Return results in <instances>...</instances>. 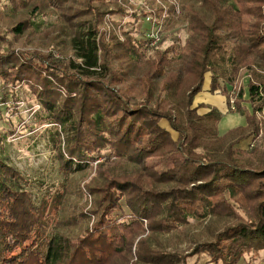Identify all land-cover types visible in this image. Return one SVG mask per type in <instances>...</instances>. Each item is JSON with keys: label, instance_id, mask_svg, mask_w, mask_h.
I'll use <instances>...</instances> for the list:
<instances>
[{"label": "trees", "instance_id": "obj_1", "mask_svg": "<svg viewBox=\"0 0 264 264\" xmlns=\"http://www.w3.org/2000/svg\"><path fill=\"white\" fill-rule=\"evenodd\" d=\"M119 1L3 0L0 6V24L14 20V36L34 29L39 17L56 18L48 40L71 51L63 59L0 53L1 91L15 97L14 87L27 86L37 99L42 110L34 113L35 124L50 125L63 177L49 190L38 178H24L10 163L7 134H0V264H187L200 256L209 264H239L258 255L264 251V137L250 153L240 142L258 131L255 114L264 113V0H178L176 17L187 25V39L147 58L148 29L138 25L145 37L134 36L135 14L128 30L118 29L122 41L99 29L107 17L128 15ZM174 13L166 18L157 10V21L167 25ZM242 71L249 81L237 95ZM207 80L211 93L234 100L244 127L221 136L223 115L193 106ZM202 108L209 111L201 114ZM154 159L170 169L152 175ZM83 165H96L101 181L86 186L94 198L90 226L86 213L67 207L69 175ZM124 165L135 168L133 177ZM237 197L246 218L189 255L165 254L150 238L132 254L144 223L150 237L169 235L192 220L235 212L230 201Z\"/></svg>", "mask_w": 264, "mask_h": 264}, {"label": "rangeland", "instance_id": "obj_2", "mask_svg": "<svg viewBox=\"0 0 264 264\" xmlns=\"http://www.w3.org/2000/svg\"><path fill=\"white\" fill-rule=\"evenodd\" d=\"M2 3L3 0H0V6ZM117 7L123 8L128 17L124 15L123 17H115L113 20L107 17L108 19L102 22L99 29L105 34L116 32L120 41H122L123 37L119 35L118 29L128 30L132 26L129 23L135 22L133 14L138 17V23L134 27V31L136 32L134 36L137 39H142L145 37V34L138 29V25L139 27L141 26L140 29L149 30V25L142 22L148 14H153L157 18L156 11L160 10L161 15L167 18V11L174 8L175 13L171 17V20H168V24H161L163 34L160 43L155 47H150L148 44L146 58L156 48L164 50L171 46L177 38L183 44L188 37L186 32L187 25L181 18L179 21L177 20L178 17H176V11L181 14L180 2L178 0H120ZM56 20V18L39 17L34 21L35 28L25 31L22 36H14L9 31V28L15 22L14 20H4L0 24V53L6 50L16 54L39 53L47 55L51 53L58 59L68 58L71 54L70 49L62 50V47L55 48L48 40V35L52 33L51 27L54 26ZM138 30L141 33H138ZM248 81L249 76L246 72H239L235 83V93L237 95L239 92H244ZM13 89L16 92L15 97L10 94H4V91H1L0 85V134H7L5 140L10 163L24 178H38L44 183V187L49 190L51 186H57L63 180L61 173L58 171L55 137L50 131V125L38 126L35 124L34 113L40 112L42 106L34 98L28 87L17 86ZM244 95L243 93L241 97L245 100ZM231 101L234 104V100ZM243 104L245 105L246 103L242 102V108H246ZM246 109H248V106ZM230 113L235 112L232 111ZM255 115L258 122V131L251 134L247 140L240 142V148L245 153L253 152L255 146H259L261 139L264 137V113H256ZM161 124L164 125L166 123L162 122ZM171 133L174 139H176L177 135L173 132ZM262 150H264V147L261 148ZM149 168L152 175H158L167 172L170 169V165L163 160L154 159L149 161ZM123 172L127 176L133 177L135 175V168L130 165H124ZM69 178H71V181L67 207L72 211L86 213L89 218L86 223L90 226L94 221V216L91 213L94 207V198L88 192L86 186L95 182H101L98 178L96 165H93V168L84 166L82 171L70 174ZM239 198L241 197L231 199L230 201L234 204L235 212L233 211L229 215L221 214L219 215L220 217L211 218V216H207L205 219L192 220L188 225L183 226L177 231H173L169 235H154L150 237L146 223H144V232L138 235L134 241L132 254L135 253V246L138 241L143 238H150L151 246L154 249L158 248L162 250L165 254L181 257L189 255L196 245L202 242H212L214 237L223 229L234 225L237 222V218H246L240 209L241 207L238 205ZM246 206L250 205L247 203ZM82 227H84V224ZM82 227L80 226V228ZM78 228H73L71 233H76ZM186 263L209 264L208 258L205 256H200L198 259L188 258L186 259ZM239 264H264V251L258 255L245 256Z\"/></svg>", "mask_w": 264, "mask_h": 264}, {"label": "crops", "instance_id": "obj_3", "mask_svg": "<svg viewBox=\"0 0 264 264\" xmlns=\"http://www.w3.org/2000/svg\"><path fill=\"white\" fill-rule=\"evenodd\" d=\"M230 101L228 103L226 96L222 95L220 91L211 93L209 91V80H207L202 92L195 97L193 106L198 107L202 105L204 107L216 108L223 115L222 120L218 124V133L222 136L231 129L245 126L244 117L240 114H236L235 103L233 105L234 109H231ZM244 106L247 108L248 105L245 104ZM208 111V108H202L199 110L202 114ZM232 111L235 113H230ZM162 127L168 130L167 124H164Z\"/></svg>", "mask_w": 264, "mask_h": 264}, {"label": "built area", "instance_id": "obj_4", "mask_svg": "<svg viewBox=\"0 0 264 264\" xmlns=\"http://www.w3.org/2000/svg\"><path fill=\"white\" fill-rule=\"evenodd\" d=\"M144 19L145 22L149 25V30L147 31L146 39L149 42L150 47H155L160 43L162 38V25L157 21V18L153 14H148ZM230 105L231 109L233 110V101H230Z\"/></svg>", "mask_w": 264, "mask_h": 264}]
</instances>
